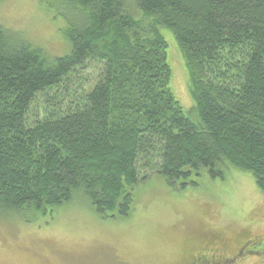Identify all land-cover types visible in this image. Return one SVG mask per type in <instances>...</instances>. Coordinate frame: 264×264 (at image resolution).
<instances>
[{
  "label": "trees",
  "instance_id": "trees-1",
  "mask_svg": "<svg viewBox=\"0 0 264 264\" xmlns=\"http://www.w3.org/2000/svg\"><path fill=\"white\" fill-rule=\"evenodd\" d=\"M63 2L81 17L63 32V57L0 25V216L75 201L129 217L154 173L184 190L236 170L264 192V0ZM162 29L190 77V116ZM95 63L99 80L79 101L33 116L40 95Z\"/></svg>",
  "mask_w": 264,
  "mask_h": 264
},
{
  "label": "rangeland",
  "instance_id": "rangeland-1",
  "mask_svg": "<svg viewBox=\"0 0 264 264\" xmlns=\"http://www.w3.org/2000/svg\"><path fill=\"white\" fill-rule=\"evenodd\" d=\"M74 20L80 15L63 0H0V25L50 58L70 53L63 32ZM161 34L171 90L190 116L195 103L181 51L171 31ZM100 68L88 65L58 91L40 95L33 116L74 105L99 80ZM195 184L173 189L154 173L136 187L134 210L125 218H102L75 201L45 215H2L0 264H189L199 252L224 255L244 244L238 259L223 264H264V192L252 176L234 170L223 179L204 175Z\"/></svg>",
  "mask_w": 264,
  "mask_h": 264
},
{
  "label": "flooded vegetation",
  "instance_id": "flooded-vegetation-1",
  "mask_svg": "<svg viewBox=\"0 0 264 264\" xmlns=\"http://www.w3.org/2000/svg\"><path fill=\"white\" fill-rule=\"evenodd\" d=\"M246 244L242 246L239 252L228 251V253L222 254H206L204 252H199L197 257H193L189 264H223L228 263L230 260H236L242 254V250L246 249ZM225 252V251H223ZM218 258V262L215 258Z\"/></svg>",
  "mask_w": 264,
  "mask_h": 264
}]
</instances>
